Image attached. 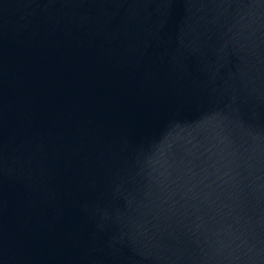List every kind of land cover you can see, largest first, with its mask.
<instances>
[{
	"label": "water",
	"instance_id": "95a60500",
	"mask_svg": "<svg viewBox=\"0 0 264 264\" xmlns=\"http://www.w3.org/2000/svg\"><path fill=\"white\" fill-rule=\"evenodd\" d=\"M0 264H264V0H0Z\"/></svg>",
	"mask_w": 264,
	"mask_h": 264
}]
</instances>
